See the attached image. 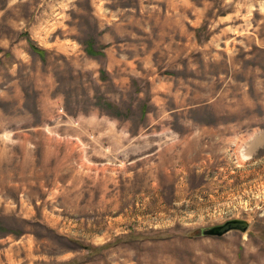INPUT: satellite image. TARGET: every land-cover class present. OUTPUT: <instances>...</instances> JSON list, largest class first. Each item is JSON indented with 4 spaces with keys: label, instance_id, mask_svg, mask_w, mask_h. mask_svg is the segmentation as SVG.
Returning a JSON list of instances; mask_svg holds the SVG:
<instances>
[{
    "label": "rangeland",
    "instance_id": "obj_1",
    "mask_svg": "<svg viewBox=\"0 0 264 264\" xmlns=\"http://www.w3.org/2000/svg\"><path fill=\"white\" fill-rule=\"evenodd\" d=\"M0 264H264V0H0Z\"/></svg>",
    "mask_w": 264,
    "mask_h": 264
},
{
    "label": "water",
    "instance_id": "obj_2",
    "mask_svg": "<svg viewBox=\"0 0 264 264\" xmlns=\"http://www.w3.org/2000/svg\"><path fill=\"white\" fill-rule=\"evenodd\" d=\"M247 226L248 222L246 220L231 219L225 221L222 224L200 228L199 231L202 235L220 236L233 229L245 231L247 229Z\"/></svg>",
    "mask_w": 264,
    "mask_h": 264
},
{
    "label": "trees",
    "instance_id": "obj_3",
    "mask_svg": "<svg viewBox=\"0 0 264 264\" xmlns=\"http://www.w3.org/2000/svg\"><path fill=\"white\" fill-rule=\"evenodd\" d=\"M33 50L36 52H41L42 50L38 48L36 45L32 46Z\"/></svg>",
    "mask_w": 264,
    "mask_h": 264
}]
</instances>
